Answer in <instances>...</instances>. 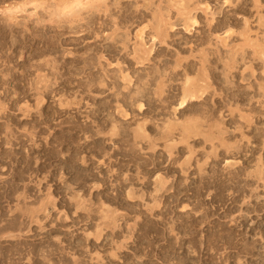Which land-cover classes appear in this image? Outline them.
I'll use <instances>...</instances> for the list:
<instances>
[{
  "label": "rangeland",
  "instance_id": "1",
  "mask_svg": "<svg viewBox=\"0 0 264 264\" xmlns=\"http://www.w3.org/2000/svg\"><path fill=\"white\" fill-rule=\"evenodd\" d=\"M102 1L0 0V264H264V0Z\"/></svg>",
  "mask_w": 264,
  "mask_h": 264
},
{
  "label": "bare ground",
  "instance_id": "2",
  "mask_svg": "<svg viewBox=\"0 0 264 264\" xmlns=\"http://www.w3.org/2000/svg\"><path fill=\"white\" fill-rule=\"evenodd\" d=\"M95 1V0H94ZM102 1V0H101ZM103 2V1H102ZM101 2V4H103ZM192 2V1H191ZM90 3V2H89ZM105 3V2H104ZM173 4V3H172ZM78 5H82L81 4V2L80 3H78ZM108 5V4H107ZM184 5V4H183ZM205 6V5H204ZM107 6H106V3H105V8H106ZM111 7V6H110ZM210 7V6H209ZM89 8V7H88ZM186 8H187V5H186ZM200 8V7H199ZM207 8V7H206ZM86 9V8H85ZM107 9H110V8H106V10L105 11H107ZM112 9V8H111ZM192 9H194V7L192 8ZM192 9L190 10H187L188 11V14L189 15H191L190 14V12L192 11ZM209 10V9H208ZM109 11V10H108ZM199 11H201V10H199ZM203 11V10H202ZM206 11H207V9H206ZM95 12V11H94ZM111 12V11H110ZM157 12V11H156ZM160 12V11H159ZM8 13V12H7ZM185 13V12H184ZM205 14L207 13V12H204ZM198 14V13H197ZM143 15V14H142ZM176 15V14H175ZM209 16V15H208ZM191 20V18H189L188 17V20ZM193 20H194V18H193ZM159 21H161L160 19L158 20V22ZM247 21V20H246ZM264 21V20H263ZM263 21L261 22V23H263ZM162 22V21H161ZM192 22H196L197 23V21H192L191 20V23ZM216 22V21H215ZM160 23V22H159ZM158 23V24H159ZM194 23H192L191 25H194ZM209 23V22H208ZM115 24V23H114ZM117 24V23H116ZM225 24V23H224ZM163 26H164V23L162 24ZM161 25V26H162ZM211 25H212V23L211 24H209V26L211 27ZM114 26V25H113ZM116 26V25H115ZM214 26V25H213ZM156 28V27H155ZM174 28V27H173ZM175 29V28H174ZM187 29V31H189L188 29L189 28H186ZM228 29V28H227ZM157 31V30H156ZM155 32V31H154ZM228 32V31H227ZM167 35V34H166ZM121 36V35H120ZM142 36H143V32H141V33H139V35H138V38L140 37V39H142ZM229 36V35H228ZM155 38V37H154ZM164 38V37H163ZM118 39V38H117ZM152 39V38H151ZM157 39V38H156ZM145 40V39H144ZM229 40V39H228ZM117 41V40H116ZM141 42V44H143L142 43V40H140ZM153 41V40H152ZM155 41V40H154ZM221 42V41H220ZM225 42H226V40H225ZM165 43V42H164ZM111 44V43H110ZM264 45V44H263ZM196 46V45H195ZM255 46V45H254ZM260 46V45H259ZM263 47V46H262ZM143 48V47H142ZM253 48V47H252ZM260 48V47H259ZM151 49V48H150ZM243 49V48H242ZM264 49V48H263ZM263 49L262 50H260V51H263ZM137 50V49H136ZM146 51H148V50H146ZM152 51V50H151ZM168 51V50H167ZM255 50H254V48H253V52H254ZM264 52V51H263ZM145 53V52H144ZM147 53V52H146ZM148 53L150 54V50L148 51ZM169 53V52H168ZM236 53V52H235ZM256 53V52H255ZM255 53H254V55H255ZM262 53V52H261ZM141 54V53H140ZM148 54V55H149ZM156 54V53H155ZM204 54V53H203ZM258 54H259V52H258ZM144 55V54H143ZM152 55H154V54H152ZM253 55V56H254ZM139 56V55H138ZM147 56V55H146ZM202 56H204V55H202ZM215 56V55H214ZM163 58V57H162ZM262 58V57H261ZM141 59H143L142 57H141ZM145 59H146V57H145ZM258 59V58H257ZM147 60V59H146ZM149 60V59H148ZM261 61V60H260ZM143 63V62H142ZM160 63V62H159ZM263 63V62H262ZM263 65H264V63H263ZM177 66V65H176ZM188 66V65H187ZM202 66V65H201ZM263 67V66H262ZM206 68V67H205ZM227 68V67H226ZM156 71V70H155ZM203 71H204V69H203ZM218 71V70H217ZM224 71V70H223ZM263 71V70H262ZM148 72V71H147ZM174 72V71H173ZM186 72V71H185ZM214 72V71H213ZM145 73V72H144ZM153 73H155V72H153ZM201 73V72H200ZM157 74H158V72H157ZM173 74V73H172ZM183 74V73H182ZM186 74V73H185ZM149 75V74H148ZM187 76H189V74L187 73L186 74ZM185 75V76H186ZM139 76V75H138ZM128 77V76H127ZM140 77H141V75H140ZM143 77V76H142ZM153 77V76H152ZM260 77V76H259ZM124 78V77H123ZM138 79H139V77H137ZM174 78V77H173ZM192 78V77H191ZM217 78V77H216ZM255 78V77H254ZM257 78V77H256ZM125 79L127 80V78L125 77ZM131 79V78H130ZM195 79V78H194ZM262 79V78H261ZM140 80V79H139ZM189 80V79H188ZM187 80V82L184 84V86H182V88H183V91H182V99H180V103H179V106H177V109H178V111H180V113H182V111H185L187 108H188V106H189V104L190 103H193V102H197V101H199V99L200 100H202L203 98H204V95L202 94L203 92L201 91L202 90V85L200 86L198 83H195V82H192V81H188ZM193 80V79H192ZM198 80V79H197ZM258 80H259V78H258ZM219 81V80H218ZM226 82V81H225ZM144 83V82H143ZM146 84V83H145ZM172 84V83H171ZM142 86V85H141ZM158 86V85H157ZM164 86V85H163ZM259 86H261V84L259 85ZM203 87H205V86H203ZM262 87V86H261ZM127 88V87H126ZM206 88V87H205ZM204 88V90H208V89H205ZM257 88H258V86H257ZM144 89H145V87H144ZM176 89V88H175ZM216 90V89H215ZM200 92H202V93H200ZM142 94L140 95V96H142L143 95V92H141ZM165 93V92H164ZM205 93H206V91H205ZM204 93V94H205ZM208 93V92H207ZM135 94H137V93H135ZM146 94V93H145ZM149 94V93H148ZM139 95V94H138ZM163 95V94H162ZM203 95V96H202ZM132 96V95H131ZM172 96V95H171ZM206 96V95H205ZM136 97H138V96H136ZM176 97V96H175ZM139 98V97H138ZM174 98V97H173ZM172 98V99H173ZM131 99V98H130ZM140 99V98H139ZM148 99V98H147ZM134 100V99H133ZM149 102V101H148ZM167 102V101H166ZM201 102V101H200ZM250 102V101H249ZM260 103V102H259ZM168 104V103H167ZM167 104H165V105H167ZM171 104V103H170ZM178 105V104H177ZM163 106H164V104H163ZM203 106V105H202ZM153 107V106H152ZM138 108V107H137ZM139 108L140 109H143V106L142 105H140L139 106ZM144 110V109H143ZM200 110V109H199ZM188 111V110H187ZM179 115V114H178ZM191 115H193L192 113H191ZM127 116V115H126ZM190 122V121H189ZM115 124V123H114ZM172 124H174L173 122H172ZM191 124V123H190ZM177 126V125H176ZM190 127H191V125H189ZM189 126H188V129H189ZM106 127V126H105ZM193 127V126H192ZM176 129V128H175ZM182 129V128H181ZM188 129H187V131H188ZM193 129V128H192ZM200 129V128H199ZM116 130V129H115ZM190 130V129H189ZM184 131H186V129H184ZM191 131L192 130H190L189 132H190V135H193L194 133L192 132V134H191ZM193 131H195V130H193ZM114 132V131H113ZM186 133V132H185ZM195 134H197V133H195ZM189 134H187V136H188ZM186 136V137H187ZM198 136V135H197ZM214 138V137H213ZM209 140V139H208ZM213 140V139H212ZM183 142V141H182ZM211 142V141H210ZM172 145V144H171ZM222 145V144H221ZM224 145V144H223ZM189 147V146H188ZM216 147V146H215ZM241 147V146H240ZM262 178V177H261Z\"/></svg>",
  "mask_w": 264,
  "mask_h": 264
}]
</instances>
